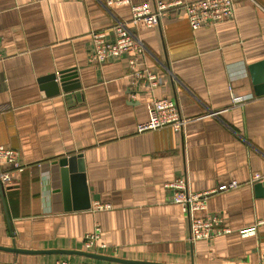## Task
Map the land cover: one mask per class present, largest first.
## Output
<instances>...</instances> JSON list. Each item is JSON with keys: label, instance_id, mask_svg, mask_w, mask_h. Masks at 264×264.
<instances>
[{"label": "crops", "instance_id": "crops-1", "mask_svg": "<svg viewBox=\"0 0 264 264\" xmlns=\"http://www.w3.org/2000/svg\"><path fill=\"white\" fill-rule=\"evenodd\" d=\"M104 1L0 0V146L18 151L26 166L0 191V247L68 252L0 249V264H125L75 252L154 264H263L264 226L239 231L264 218V181L252 182L264 176V0H235L233 18L196 31L182 13L130 26L149 51L143 65L163 80L153 97L173 100L192 119L182 133L143 134L137 126L149 118L152 95L143 90L130 101L128 57L90 61V33L106 30L113 42V24L131 18L129 6ZM234 94L247 101L233 106ZM78 155L88 210L74 209L87 202L72 178L78 172L64 193L57 164ZM177 178L192 192L218 190L197 216H218L232 233L191 241L190 222L166 188ZM233 181L239 186L228 190ZM96 226L101 247L88 250L84 237Z\"/></svg>", "mask_w": 264, "mask_h": 264}, {"label": "built area", "instance_id": "built-area-1", "mask_svg": "<svg viewBox=\"0 0 264 264\" xmlns=\"http://www.w3.org/2000/svg\"><path fill=\"white\" fill-rule=\"evenodd\" d=\"M255 3L254 0H251ZM106 7L113 5H127L131 10L130 22L117 20L111 27L114 41H108L107 31H92L90 33L93 52L90 61L96 65H103L112 58L127 56L129 81V99L137 100L143 90H148L152 95L147 103L149 118L146 122L137 126V133L160 131L171 128L176 133H182L186 125L192 121L181 115L177 104L173 100L159 99L153 97V92L161 86L163 80L160 75L153 72L142 61L147 57L149 51L143 42L132 31L130 26L135 27L144 24L147 27L160 25V22L168 16L182 13L187 17L191 28L196 31L202 27L215 26L221 22L230 20L235 13V0H196L187 2L183 0H155L154 3L134 4L132 0H105ZM129 25V26H128ZM1 60V55H0ZM247 98L242 95L232 96V105L244 104ZM26 166L21 162L20 153L14 149L0 146V191L13 184L14 177ZM264 181V176L255 173L252 177L253 183ZM239 186L233 181L228 190ZM166 188L172 191L171 201L182 208L184 215L190 222L191 241H210L221 235H228L232 230L225 227L223 220L218 216L207 215L198 217L197 213L206 210L210 197L218 190L205 192H192L189 190L187 181L177 178L166 184ZM101 209V205H97ZM264 226V218L257 220L256 224L248 229H242L240 234L249 236L256 233L258 227ZM101 229L96 226L95 231L84 237V246L88 250L101 247L99 244ZM100 245V246H99ZM262 261L264 262V256ZM55 264H103L91 261H79L76 263L66 260H57ZM264 264V263H263Z\"/></svg>", "mask_w": 264, "mask_h": 264}, {"label": "water", "instance_id": "water-1", "mask_svg": "<svg viewBox=\"0 0 264 264\" xmlns=\"http://www.w3.org/2000/svg\"><path fill=\"white\" fill-rule=\"evenodd\" d=\"M49 80L52 81H57V77L55 75L48 77ZM61 84V87H65V83L67 81V78L65 76V73H61L60 79L58 80ZM56 87V86H55ZM67 89H64L66 91ZM59 167H61V172H62V177H63V192L68 193V180L70 178L69 174L72 173H77L76 176H72L74 179H78V185H81L82 187V192L85 193L84 199L87 200L88 198V192L87 188L85 186V175H84V165L83 161L81 160V155L74 156L72 158H63L59 160L57 163ZM91 206L90 201L87 200L86 203L81 204V205H75L74 209L75 210H88V208ZM1 250L8 251V252H13V253H18V254H29V255H36V254H64L68 253L65 251H30V250H22L18 249L17 247H12V248H3L0 247ZM78 255L85 256L88 258L92 259H98V260H104V261H114V262H121L125 264H154V263H145V262H136V261H124L120 259H111L109 257H104L99 254L95 253H88V252H75Z\"/></svg>", "mask_w": 264, "mask_h": 264}]
</instances>
